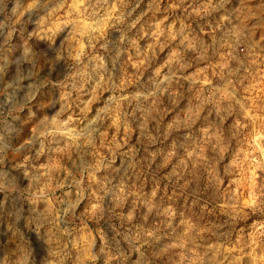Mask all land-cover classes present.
Masks as SVG:
<instances>
[{
  "label": "clouds",
  "instance_id": "9594fccd",
  "mask_svg": "<svg viewBox=\"0 0 264 264\" xmlns=\"http://www.w3.org/2000/svg\"><path fill=\"white\" fill-rule=\"evenodd\" d=\"M0 264H264V0H0Z\"/></svg>",
  "mask_w": 264,
  "mask_h": 264
}]
</instances>
